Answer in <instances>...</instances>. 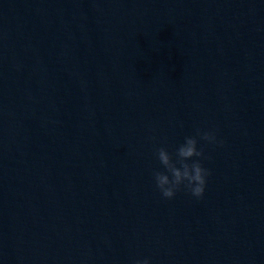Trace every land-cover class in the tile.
I'll list each match as a JSON object with an SVG mask.
<instances>
[{"label": "water", "instance_id": "water-1", "mask_svg": "<svg viewBox=\"0 0 264 264\" xmlns=\"http://www.w3.org/2000/svg\"><path fill=\"white\" fill-rule=\"evenodd\" d=\"M144 258L264 264V0H0V264Z\"/></svg>", "mask_w": 264, "mask_h": 264}, {"label": "clouds", "instance_id": "clouds-1", "mask_svg": "<svg viewBox=\"0 0 264 264\" xmlns=\"http://www.w3.org/2000/svg\"><path fill=\"white\" fill-rule=\"evenodd\" d=\"M197 136L206 144L221 145L223 143L218 139L215 131L197 130ZM155 155L166 170L155 171L153 174L155 185L164 198L172 199L182 188L197 199L203 197L210 172L202 164L207 157L196 137H185L183 143L176 149V162H173L172 155L164 147L158 148ZM136 264H151V262L148 258H144L137 260Z\"/></svg>", "mask_w": 264, "mask_h": 264}]
</instances>
